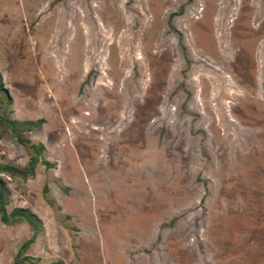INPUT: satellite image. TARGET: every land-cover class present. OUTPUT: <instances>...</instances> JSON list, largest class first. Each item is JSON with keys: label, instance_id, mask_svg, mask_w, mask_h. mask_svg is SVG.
I'll list each match as a JSON object with an SVG mask.
<instances>
[{"label": "rangeland", "instance_id": "1", "mask_svg": "<svg viewBox=\"0 0 264 264\" xmlns=\"http://www.w3.org/2000/svg\"><path fill=\"white\" fill-rule=\"evenodd\" d=\"M0 74L51 164L0 174L21 257L264 264V0H0ZM31 234L0 220V264Z\"/></svg>", "mask_w": 264, "mask_h": 264}, {"label": "trees", "instance_id": "2", "mask_svg": "<svg viewBox=\"0 0 264 264\" xmlns=\"http://www.w3.org/2000/svg\"><path fill=\"white\" fill-rule=\"evenodd\" d=\"M11 99L4 89L3 80L0 74V139L3 136H9L17 144L24 147V149L29 153V158L24 166L20 169L15 166L0 164V174H5L8 178H17L22 181L34 177V171L38 163H41L43 166L50 167L51 164L42 160L44 148L39 144L31 143L27 137V133L33 131L35 128L39 127L41 120L39 121H16L11 118V112L9 109ZM44 193L47 192L46 187L43 190ZM49 205H53V201L47 199ZM8 203V194L5 189L3 181L0 179V220L4 224L11 223L15 220H24L26 221L32 229L31 237L24 242L14 260L13 264H35L32 262L30 257H21V254L34 242L37 236V229L35 226L36 219L33 215L28 213L23 209H15L11 214H7L6 206Z\"/></svg>", "mask_w": 264, "mask_h": 264}]
</instances>
